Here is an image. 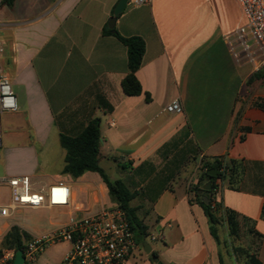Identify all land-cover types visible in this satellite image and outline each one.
Here are the masks:
<instances>
[{
  "label": "crops",
  "instance_id": "crops-1",
  "mask_svg": "<svg viewBox=\"0 0 264 264\" xmlns=\"http://www.w3.org/2000/svg\"><path fill=\"white\" fill-rule=\"evenodd\" d=\"M1 1L0 67L18 110L0 121V184L10 190L5 179L28 176L32 190L45 193L65 183L70 205L44 207L66 216L63 226L111 206L97 173L63 174L61 136H79L99 119V164L134 194L130 206L149 233L151 253L139 244L126 264H153V253L162 264H221L194 191L203 163L215 159L223 175L213 207L221 218L232 210L249 220L242 233L264 264V79L254 78L250 63L237 64L226 46L245 23L237 1L128 4L115 31L145 42L139 96L122 89L126 47L103 35L119 0H15L12 7ZM175 99L182 113L166 111ZM12 227L0 231L2 244ZM61 244L66 248L51 264L69 252Z\"/></svg>",
  "mask_w": 264,
  "mask_h": 264
},
{
  "label": "built area",
  "instance_id": "built-area-1",
  "mask_svg": "<svg viewBox=\"0 0 264 264\" xmlns=\"http://www.w3.org/2000/svg\"><path fill=\"white\" fill-rule=\"evenodd\" d=\"M151 0H130L140 6ZM245 23L232 37L225 38L226 46L237 64L250 63L255 73L264 71V0H236ZM2 22L0 19V28ZM2 43L0 41V55ZM18 103L9 77L0 67V121L5 113L16 112ZM166 111L182 113L180 99L170 102ZM10 188V202L0 206V218L7 219L24 208L67 207L70 205L69 186L59 182L47 192L32 190L30 178L19 176L5 179ZM150 240L157 238L151 236ZM67 243L69 252L61 264H126L139 248L135 232L126 212L114 203L93 214H78L51 235L21 237V248L5 247L0 241V264H15L17 251L23 252L24 264H34L52 244Z\"/></svg>",
  "mask_w": 264,
  "mask_h": 264
},
{
  "label": "trees",
  "instance_id": "trees-1",
  "mask_svg": "<svg viewBox=\"0 0 264 264\" xmlns=\"http://www.w3.org/2000/svg\"><path fill=\"white\" fill-rule=\"evenodd\" d=\"M15 0H2V4L12 7ZM103 35L114 36L117 38L127 49L128 59V74L122 81V89L127 96H139L143 93L142 86L136 77L137 71L140 69L143 57L146 50V45L141 37H123L117 31L111 32L108 26L103 29ZM256 79H264V71L254 75ZM61 146L66 151L65 166L63 174L70 175L73 178H78L87 172L97 173L102 181L108 188L109 196L112 202L119 205L123 209L129 219L132 229L135 232L138 244L147 243L149 236L148 228L136 216V211L130 206L131 201L134 199V194L130 192L127 186L120 180H112L99 164L101 133H100V120L92 119L88 122L85 130L76 137H69L62 135ZM203 172L201 173L194 191L196 194V201L202 207L209 223L211 235L217 242L222 252V241L220 237V229L223 225L227 226L229 235L241 239L243 225L249 220L240 217L239 214L232 210L224 211V216L221 218L218 215V209L213 207L212 196L217 188V180L222 177L223 162L220 159H215L212 162L203 163ZM217 170L216 176H210L209 171ZM211 183L212 189L210 191L204 190V186ZM209 199V204L204 202L205 198ZM254 233L253 230H250ZM260 236L258 233L256 234ZM30 236L21 231L18 227L13 226L4 238L3 246L21 248V237ZM238 251V250H237ZM244 255L245 264H263L258 255L257 250L253 248H241ZM221 264L224 263L223 254L220 255ZM153 264H162L157 260V254H152Z\"/></svg>",
  "mask_w": 264,
  "mask_h": 264
},
{
  "label": "rangeland",
  "instance_id": "rangeland-1",
  "mask_svg": "<svg viewBox=\"0 0 264 264\" xmlns=\"http://www.w3.org/2000/svg\"><path fill=\"white\" fill-rule=\"evenodd\" d=\"M2 169V165L0 164V172ZM9 200L10 190L6 186L0 184V205L7 204ZM67 221L68 218L61 215L58 210L49 208L22 209L13 214L10 218H0V231L6 226H17L27 232L29 236H49L60 229ZM220 237L225 264H245L241 248H251L245 235L242 233L241 239L237 240L229 235L227 226L223 225L220 229ZM149 243L151 244V242ZM65 248L66 245L61 243H58L56 246H50L46 250V253L43 254V258L40 261H36L34 264H46L45 262L47 261L50 262V264L53 263V254H59L64 251ZM142 251L143 253L146 252L144 249H142Z\"/></svg>",
  "mask_w": 264,
  "mask_h": 264
},
{
  "label": "water",
  "instance_id": "water-1",
  "mask_svg": "<svg viewBox=\"0 0 264 264\" xmlns=\"http://www.w3.org/2000/svg\"><path fill=\"white\" fill-rule=\"evenodd\" d=\"M129 2H130V0H119L117 5L115 6L114 11H113V16L110 18L109 23H108V27L112 33L115 32V24H116L117 17L124 12V10L126 9V7L129 4ZM209 175L210 176H216L217 170L214 169V170L209 171ZM211 189H212L211 183H207L204 186V190H206V191H210ZM204 202L206 204H209V199L206 197L204 199ZM145 251L148 254L151 253V248H150V245L148 243H145ZM14 263L15 264H24L23 252L21 250L17 251Z\"/></svg>",
  "mask_w": 264,
  "mask_h": 264
}]
</instances>
